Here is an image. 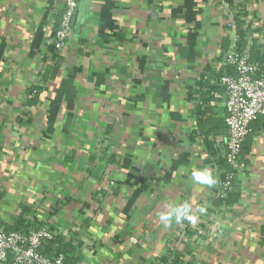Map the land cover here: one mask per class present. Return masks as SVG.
<instances>
[{
	"label": "crops",
	"instance_id": "1",
	"mask_svg": "<svg viewBox=\"0 0 264 264\" xmlns=\"http://www.w3.org/2000/svg\"><path fill=\"white\" fill-rule=\"evenodd\" d=\"M66 1L0 0V231L26 206L75 264H160L170 249L185 264H264L263 121L233 167L238 199L218 196L226 89L209 78L241 0H84L53 51ZM246 3L264 51V0ZM194 167L217 183H194ZM183 202L195 222L164 227Z\"/></svg>",
	"mask_w": 264,
	"mask_h": 264
},
{
	"label": "built area",
	"instance_id": "2",
	"mask_svg": "<svg viewBox=\"0 0 264 264\" xmlns=\"http://www.w3.org/2000/svg\"><path fill=\"white\" fill-rule=\"evenodd\" d=\"M78 3L79 0L66 1L65 12L53 45L58 52L63 51L67 45ZM246 4V0L239 1L235 17L243 19L244 25L241 30L250 38L248 24L245 21ZM228 26L233 29L235 23L231 22ZM237 41L238 36L235 33L234 45L228 52L221 76L217 78L213 75L209 78L212 84L218 83L226 89L225 124L228 129L226 161L231 167H237L240 163L241 151L252 125L264 117V68L252 61L248 50H239L236 47ZM231 179V175H227L224 181H220L218 193L220 198H225L227 192L232 190ZM55 236L56 232L48 227L30 229L27 233L0 231V264H66L62 255L48 258L41 252L43 244L54 240ZM173 251L170 249L162 258L169 256ZM188 252L192 254V249L189 248ZM161 259L160 264H173L172 259L165 263Z\"/></svg>",
	"mask_w": 264,
	"mask_h": 264
},
{
	"label": "trees",
	"instance_id": "3",
	"mask_svg": "<svg viewBox=\"0 0 264 264\" xmlns=\"http://www.w3.org/2000/svg\"><path fill=\"white\" fill-rule=\"evenodd\" d=\"M232 3H234V0H232ZM245 15H246V13H245ZM243 17H244V15H243ZM242 20H243L242 18L236 17L235 22H234L235 26H236V34L238 36V41H237L236 47L241 51L247 50L249 48L248 51L251 54L252 61L260 64L264 68V51H262L260 48H258L255 45L250 46L245 33L241 30L242 26L244 25V22ZM54 49L55 48H52L53 51H54ZM229 49H230V43H226L224 45L223 50L225 52H228ZM214 73L215 72L212 69H209L206 72V74L202 77V79L200 81L201 90L202 89L205 90L207 88L209 90V92H212L213 90L218 89L217 85L213 86L208 81H206V77L209 76L210 74H214ZM221 74H222V72L215 74V75L218 78L221 76ZM201 114H203V113H201ZM259 121L264 122V117L259 118L255 123H257ZM253 125H252V127H253ZM252 127H251V130H252ZM243 149H244V146H243L242 151H241V160L244 156V150ZM219 171H220L219 173L221 174L220 175L221 176V180H220L221 182L225 180L227 175H231L232 190L227 192V195L225 198L219 197L220 202L224 203V205H226V206L231 205L234 203V201H236L238 199L237 188L239 186L238 185L239 183L237 180L236 172L233 169V167H231L230 165L227 164L226 159L221 160L219 162ZM29 213H30V209L26 206H23L21 215L17 219L15 226L11 227L6 232L27 233V232H29L30 229H39V227L34 225L32 222H29V220L27 219V216ZM51 230H53V229H51ZM41 252L44 256H46L48 258H57V257L62 255V256H64L66 264H75V262H77V260H78V257L75 253L74 247L72 245H68L67 243H64L63 239L57 235L55 236L54 240L46 241L43 244ZM168 259H172L173 264H185L182 256H180L179 254H176L175 252H172L169 254V256L162 258L161 261L163 263H165Z\"/></svg>",
	"mask_w": 264,
	"mask_h": 264
},
{
	"label": "clouds",
	"instance_id": "4",
	"mask_svg": "<svg viewBox=\"0 0 264 264\" xmlns=\"http://www.w3.org/2000/svg\"><path fill=\"white\" fill-rule=\"evenodd\" d=\"M191 179L198 185L208 187H211L217 183L212 170L208 168L199 169L194 167L191 171ZM195 219L196 217L194 215L193 209L188 202L173 205L160 216V220L166 228L170 227L173 221L179 224L185 220L195 222Z\"/></svg>",
	"mask_w": 264,
	"mask_h": 264
},
{
	"label": "water",
	"instance_id": "5",
	"mask_svg": "<svg viewBox=\"0 0 264 264\" xmlns=\"http://www.w3.org/2000/svg\"><path fill=\"white\" fill-rule=\"evenodd\" d=\"M83 3H84V0H80V2H79V9H81ZM228 54H229V53H227V54L225 55V57H224V61H226Z\"/></svg>",
	"mask_w": 264,
	"mask_h": 264
}]
</instances>
